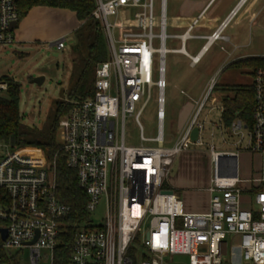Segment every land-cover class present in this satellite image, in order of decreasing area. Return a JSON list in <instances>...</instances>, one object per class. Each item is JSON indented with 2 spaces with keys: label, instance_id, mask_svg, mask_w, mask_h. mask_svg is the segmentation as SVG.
<instances>
[{
  "label": "built area",
  "instance_id": "built-area-1",
  "mask_svg": "<svg viewBox=\"0 0 264 264\" xmlns=\"http://www.w3.org/2000/svg\"><path fill=\"white\" fill-rule=\"evenodd\" d=\"M166 9L167 0H94L92 17L104 30L108 58L95 66L91 93L67 99L71 106L57 123L56 152L76 171L77 184L87 196L86 218H68L71 207L57 197L54 173L41 149L12 147L0 140V228L6 229L4 239L0 233V251L4 255L9 249L28 246L31 264H42L43 249L53 264L60 233L71 228L67 264H223L228 236L236 242L230 243L226 264H264V176L251 179L255 184L251 188L240 187L248 179L238 177V151L210 146L212 174L205 212L185 211L182 200L166 185L175 158L193 141L195 126V142L201 144L198 116L215 80L207 85L190 122L167 144L163 130L165 54L184 53L194 66L204 44L217 38L215 30L204 36L206 41L195 54L188 53L187 39L203 37L192 33L203 11L182 33L170 34ZM17 19V0H0V45L14 42L11 23ZM168 38L179 40L180 45L167 48ZM64 40L63 36L52 44L62 48ZM156 54L159 66L154 78ZM252 83L251 125L235 118L230 127L236 133L248 127L245 149L262 156L264 173V67L253 71ZM8 87L9 81L0 77V94ZM153 88L157 90V131L145 136L138 116ZM133 113L140 142L128 145L124 123ZM243 191L250 193L244 202ZM99 207L103 215L96 221ZM175 256L185 260L175 262ZM0 264H5L1 253Z\"/></svg>",
  "mask_w": 264,
  "mask_h": 264
},
{
  "label": "rangeland",
  "instance_id": "rangeland-1",
  "mask_svg": "<svg viewBox=\"0 0 264 264\" xmlns=\"http://www.w3.org/2000/svg\"><path fill=\"white\" fill-rule=\"evenodd\" d=\"M196 2L191 1L193 4ZM185 4L189 5L184 0H167V33L181 32L183 30L177 25L173 27V23L181 17V10L184 9ZM218 4V2L215 3L213 8H217ZM250 5L251 0L241 6L225 30V33L232 38L229 43L236 45L238 49L232 56L227 58L228 61L222 70L218 69L216 71L219 60L221 61L226 58V55L219 48V41H216L196 66H189L184 61L186 57L183 56L174 68V65L171 66V63L174 61V58L178 59V54L169 52L165 54L164 77L166 86L164 90L165 119L163 124L165 141L171 135L176 134L182 124L177 111L182 96L194 104L195 100L201 98L204 89L212 78L215 80L216 85H246L252 82L253 75L251 68L238 69L230 66L235 60L251 56H264V13L256 17L253 23L249 24L247 20H244V15ZM156 14L158 17L159 7H157ZM100 31L101 46L105 54L104 59L106 60L108 58V46L102 26H100ZM94 39L95 29L93 24H89V26L82 24L78 31L65 36L64 47L62 48L51 44L50 41L21 45L13 42L0 45V77L4 75L9 76L20 85V128L24 132V136L39 140L48 137L55 117L56 103L66 102L67 99H75L72 92L80 76L88 66L89 68L92 67L88 44L93 42ZM202 43L203 40L200 39L189 40L186 44V50L190 54H195ZM179 45L180 41L176 39L172 40L168 38L165 42L167 48H175ZM221 48L228 51L225 45H221ZM153 61L154 78H156L159 66L157 54L154 56ZM39 76L43 77L40 84L32 82L33 78ZM186 83L193 90H188L185 96L180 94L179 90L181 87H186ZM221 95L222 93L219 91L215 92L213 90L211 92L210 98L207 99L198 116V121L201 124L199 134L201 144L192 141L188 149L183 151L186 153H184L182 159H179V155L176 157L172 167L173 170L168 178L169 182L166 183L167 187L173 189L178 198L183 201L185 211L189 208L198 210L208 200L209 193L205 188L209 185L208 178L212 174L209 155L211 145L216 149L238 151V177L240 179H248L240 183V187L251 188L252 185H255L251 179L264 176V173H262V156L258 152L245 149L249 140L248 127H243L240 132L236 133L231 129L230 125L224 124L221 120ZM156 96L157 90L153 88L151 99L141 109L138 116L145 136L155 135L157 131ZM213 96H215V100L212 102L211 98ZM139 108L140 104L137 105L136 110ZM124 131L126 144H138L140 142V129L135 120L134 113L126 116ZM56 137L58 139L57 135ZM21 147L41 149L45 157V153L40 147ZM182 187H189V189ZM249 195L248 191H243L241 193V200L243 202L246 201ZM242 206L244 207V204ZM102 215L103 209L99 207L94 219L97 221ZM225 240L228 242V252L224 256L223 264L229 262L230 243L236 242V238L228 236ZM41 256V263L49 264L48 252L46 250H41ZM7 257L14 261L15 264H31L30 248L28 246L9 249ZM183 260L185 258L182 256L173 257V261L175 262ZM243 264L249 263L244 261Z\"/></svg>",
  "mask_w": 264,
  "mask_h": 264
},
{
  "label": "trees",
  "instance_id": "trees-1",
  "mask_svg": "<svg viewBox=\"0 0 264 264\" xmlns=\"http://www.w3.org/2000/svg\"><path fill=\"white\" fill-rule=\"evenodd\" d=\"M34 6H50L66 8L75 12L76 17L83 21V25L93 24L95 39L88 44L89 66L80 76L72 95L75 99H82L91 93L94 81L95 66L98 62L105 60V54L101 46L100 23L92 17L94 0H17L18 19L24 17ZM238 69L251 68V73L258 67H264V56H251L235 60L230 64ZM9 81L8 90L0 94V140L12 147L37 146L43 149L48 168L54 173L57 197L65 204L70 205L69 219L86 218V193L77 184L76 171L66 164L65 157L58 151L57 123L59 117L71 106L70 103L58 102L55 108V117L47 138L39 140L24 136L20 128L21 114L19 110V83L9 76H2ZM214 91L221 95L222 113L221 120L230 125L235 118H240L247 126L251 125L252 109L254 104L253 83L246 85L225 84L213 86ZM2 193V189H0ZM73 230L67 228L60 233L59 244L54 249L53 264H67L72 244ZM2 261L5 264H15L1 251Z\"/></svg>",
  "mask_w": 264,
  "mask_h": 264
},
{
  "label": "crops",
  "instance_id": "crops-1",
  "mask_svg": "<svg viewBox=\"0 0 264 264\" xmlns=\"http://www.w3.org/2000/svg\"><path fill=\"white\" fill-rule=\"evenodd\" d=\"M184 1L185 3L189 5L185 4L184 9L181 10L182 12L180 15L181 17L176 19V22L173 23V27H176L177 25V26H180L183 30L181 32H173L170 34L182 33L187 28V25L189 24V22L199 12L203 11L200 17V20L192 28V33L201 35L203 37L189 38L187 39L186 44L189 40L200 39V40H203V43L201 44L202 46L206 41V38L204 36L210 35L213 31L219 29L220 30L219 32L222 37L215 40V42L211 46H209L210 44L207 46V48L208 47L209 48L203 51L200 61L202 60L206 52L209 51V49L216 43V41L217 42L219 41L218 43L219 48L224 53V55H226V58L221 61L219 60V62L217 63L216 71L218 69L222 70L228 61L227 58L229 56H232L238 49L236 48V45H232L229 43L232 40V38L230 37V35L228 36L225 33V30L230 24V21L232 17L234 16V14L237 12V10L250 0H184ZM191 1H197V2L193 4L191 3ZM217 2L219 3L218 4L219 6L217 8L216 7L213 8L214 4ZM211 9L213 10L210 13H208ZM262 13H264V0H251V5L244 15V18H245L244 20H247L249 24L251 22L253 23L255 18L262 15ZM223 22L225 23L223 24ZM82 24H83V21L79 20L76 17L75 12L72 10H69L66 8L50 7V6H34L28 11V13L24 17H22L17 22L14 28V32H13L14 42L21 45V44H29L32 42L50 41V43L52 44L58 38L63 37V36L65 37L69 34L74 33L75 31H78L79 27ZM186 44H185V48H186ZM221 45H225L228 48V51L226 49L221 48ZM200 47L197 49V51L200 49ZM169 49H173V48H169ZM169 53L178 54V59L174 58V61H172L171 63V66L174 65V68H175V65L180 61L181 57L183 56L187 58V60H185L186 58H184V61L187 62L189 66H191L190 59L186 54L181 53V52H176V51H169ZM200 61L198 63H200ZM188 90L192 91L193 89H191V86L187 85L186 83V87L185 86L181 87L179 92L180 94L186 96ZM200 99L195 100L193 104L192 102H190L188 99L184 98L183 96L181 97L177 111H178L179 117L181 118L180 121L182 122V124L180 125L177 133L171 135L170 138L166 140L167 144H171L176 138V136L182 130H184V128L190 122L192 115L195 111V108L197 106V103ZM212 99L215 100V96H213ZM222 109L223 107L221 104L220 105V116L222 113ZM184 153L186 152H182L181 154H179V159H182V157L184 156ZM172 170L173 168H171V172ZM210 177L208 178V183H210ZM207 187L205 188V190L209 193V191L207 190ZM182 188L189 189V187H182ZM209 197H210V193H209L206 204L202 206L200 209L195 210V209L189 208L187 209V212L207 211L209 209Z\"/></svg>",
  "mask_w": 264,
  "mask_h": 264
},
{
  "label": "water",
  "instance_id": "water-1",
  "mask_svg": "<svg viewBox=\"0 0 264 264\" xmlns=\"http://www.w3.org/2000/svg\"><path fill=\"white\" fill-rule=\"evenodd\" d=\"M16 24H17L16 22H12L11 23V27L15 28ZM42 80H43V77L39 76V77L33 78L32 82H36L37 84H40L42 82ZM197 134H198V127L195 126V127H193V129L191 131V138H192L193 141L196 140ZM0 233H1V238L4 239L5 235H6V229L5 228H0ZM34 241H35V238L32 240V242H34Z\"/></svg>",
  "mask_w": 264,
  "mask_h": 264
},
{
  "label": "bare ground",
  "instance_id": "bare-ground-1",
  "mask_svg": "<svg viewBox=\"0 0 264 264\" xmlns=\"http://www.w3.org/2000/svg\"><path fill=\"white\" fill-rule=\"evenodd\" d=\"M224 23H225V22H223V24H224ZM223 24H222V25H223ZM219 31H220V30L217 29V31H216V34H217L216 37H217V38H216V39L222 37ZM216 39L210 38L209 41H207V42L204 44V47L202 48L201 54L203 53L204 50L207 49V46H208L209 44L213 43Z\"/></svg>",
  "mask_w": 264,
  "mask_h": 264
}]
</instances>
